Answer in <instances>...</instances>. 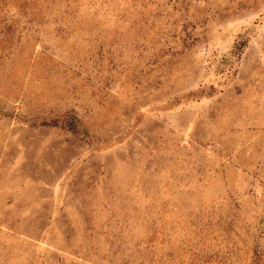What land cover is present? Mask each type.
Returning a JSON list of instances; mask_svg holds the SVG:
<instances>
[{
  "label": "rangeland",
  "instance_id": "rangeland-1",
  "mask_svg": "<svg viewBox=\"0 0 264 264\" xmlns=\"http://www.w3.org/2000/svg\"><path fill=\"white\" fill-rule=\"evenodd\" d=\"M254 244L264 264V0H0V264Z\"/></svg>",
  "mask_w": 264,
  "mask_h": 264
},
{
  "label": "trees",
  "instance_id": "trees-1",
  "mask_svg": "<svg viewBox=\"0 0 264 264\" xmlns=\"http://www.w3.org/2000/svg\"><path fill=\"white\" fill-rule=\"evenodd\" d=\"M58 123L59 121H55V124ZM42 124L46 125L47 123H42ZM60 127L74 134L85 133V129L81 126L79 120L73 114H68L66 117H64L60 121ZM261 263L262 260H261L260 251L258 250L257 245L254 244V246L251 249L249 264H261Z\"/></svg>",
  "mask_w": 264,
  "mask_h": 264
}]
</instances>
